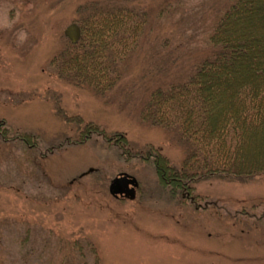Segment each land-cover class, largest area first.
<instances>
[{"label": "rangeland", "instance_id": "obj_1", "mask_svg": "<svg viewBox=\"0 0 264 264\" xmlns=\"http://www.w3.org/2000/svg\"><path fill=\"white\" fill-rule=\"evenodd\" d=\"M91 1L0 0V264H264V175L212 174L177 192L161 182L157 154L144 158L151 146L175 167L188 156L181 134L141 111L158 86L187 78L232 0H144V10L121 0L137 29L105 94L51 63L69 25L82 33ZM86 122L128 145L116 150L102 136L71 144ZM122 172L139 181L134 200L109 192Z\"/></svg>", "mask_w": 264, "mask_h": 264}, {"label": "trees", "instance_id": "obj_2", "mask_svg": "<svg viewBox=\"0 0 264 264\" xmlns=\"http://www.w3.org/2000/svg\"><path fill=\"white\" fill-rule=\"evenodd\" d=\"M128 1H137L138 8L144 3ZM91 3L90 9L84 6L89 12L81 21L80 40L67 41L51 63L63 78L105 94L122 75L130 50L129 34L137 23L128 25L133 9L121 0ZM137 35H132L136 42ZM208 41L207 52L187 78L158 86L141 111L143 119L172 128L187 144L188 156L181 167L170 165L159 148L144 150V158L157 154L153 160L156 172L171 191L212 174L231 178L264 175V0H232L218 15ZM82 123L79 119V126ZM5 125L0 119L2 140L8 130ZM80 130L71 144L102 136L116 150L124 151L128 145L124 134H108L93 122H86ZM16 139L30 142L24 134Z\"/></svg>", "mask_w": 264, "mask_h": 264}, {"label": "water", "instance_id": "obj_3", "mask_svg": "<svg viewBox=\"0 0 264 264\" xmlns=\"http://www.w3.org/2000/svg\"><path fill=\"white\" fill-rule=\"evenodd\" d=\"M65 35L72 43H77L81 38V27L77 23H73L66 28ZM138 185L136 177L123 172L110 181L109 192L113 197H125L133 200L136 197Z\"/></svg>", "mask_w": 264, "mask_h": 264}, {"label": "flooded vegetation", "instance_id": "obj_4", "mask_svg": "<svg viewBox=\"0 0 264 264\" xmlns=\"http://www.w3.org/2000/svg\"><path fill=\"white\" fill-rule=\"evenodd\" d=\"M139 187H140V185H139ZM139 189V188H138ZM138 189H137V192H138Z\"/></svg>", "mask_w": 264, "mask_h": 264}]
</instances>
